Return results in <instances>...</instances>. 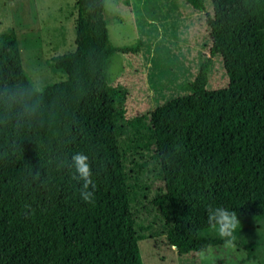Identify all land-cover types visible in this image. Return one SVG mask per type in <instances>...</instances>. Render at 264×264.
<instances>
[{
    "label": "trees",
    "instance_id": "trees-1",
    "mask_svg": "<svg viewBox=\"0 0 264 264\" xmlns=\"http://www.w3.org/2000/svg\"><path fill=\"white\" fill-rule=\"evenodd\" d=\"M211 6L208 52L227 85L207 90L204 62L189 94L127 116L128 89L107 63L140 45L111 43L105 0H75V48L51 58L65 79L45 85L40 116L22 123L0 103V264H143L145 238L202 251L223 244L209 205L237 213L235 245L253 256L242 235L264 219V0ZM30 82L17 39L2 44L0 97ZM78 152L93 170L91 203L71 179Z\"/></svg>",
    "mask_w": 264,
    "mask_h": 264
},
{
    "label": "rangeland",
    "instance_id": "rangeland-1",
    "mask_svg": "<svg viewBox=\"0 0 264 264\" xmlns=\"http://www.w3.org/2000/svg\"><path fill=\"white\" fill-rule=\"evenodd\" d=\"M197 10L189 0H105L104 17L115 46L140 42L135 53H115L107 63L114 83L128 89L127 116L154 110L191 92L190 83L208 63L207 90L223 88L227 76L220 55L212 56L205 16L211 0ZM75 0H0V46L17 39L23 69L36 87L65 79L53 72V56L75 48ZM246 244L210 245L179 253L163 239L139 241L143 264H264V219L243 231Z\"/></svg>",
    "mask_w": 264,
    "mask_h": 264
},
{
    "label": "clouds",
    "instance_id": "clouds-1",
    "mask_svg": "<svg viewBox=\"0 0 264 264\" xmlns=\"http://www.w3.org/2000/svg\"><path fill=\"white\" fill-rule=\"evenodd\" d=\"M16 88L15 92L10 88H5L0 103H5L9 110L18 109L17 117L22 123L30 124L41 114L42 96L45 85L36 87L29 83L27 87L21 88L19 85H12ZM23 92V94H21ZM70 169L72 170L71 179L82 182L80 197L85 203L94 201V190L96 184L93 180V170L89 157L84 153H75L70 157ZM37 175H39L37 173ZM91 188V190H90ZM208 225L215 229L218 237L223 241L225 247H235L236 236L234 235L241 227V222L235 211L222 206L207 207Z\"/></svg>",
    "mask_w": 264,
    "mask_h": 264
},
{
    "label": "crops",
    "instance_id": "crops-1",
    "mask_svg": "<svg viewBox=\"0 0 264 264\" xmlns=\"http://www.w3.org/2000/svg\"><path fill=\"white\" fill-rule=\"evenodd\" d=\"M139 45H140V42L138 41ZM140 47V46H139Z\"/></svg>",
    "mask_w": 264,
    "mask_h": 264
},
{
    "label": "water",
    "instance_id": "water-1",
    "mask_svg": "<svg viewBox=\"0 0 264 264\" xmlns=\"http://www.w3.org/2000/svg\"><path fill=\"white\" fill-rule=\"evenodd\" d=\"M175 248V246H173Z\"/></svg>",
    "mask_w": 264,
    "mask_h": 264
}]
</instances>
